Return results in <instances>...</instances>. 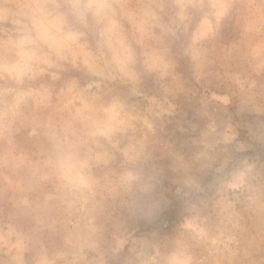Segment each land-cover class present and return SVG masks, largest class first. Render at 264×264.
<instances>
[{
	"label": "rangeland",
	"instance_id": "rangeland-1",
	"mask_svg": "<svg viewBox=\"0 0 264 264\" xmlns=\"http://www.w3.org/2000/svg\"><path fill=\"white\" fill-rule=\"evenodd\" d=\"M118 2L135 83L101 55L93 29L87 62L59 60L24 85L48 95L22 106L7 163L0 144V264H150L177 237L193 264H264V154H242L264 143V0ZM12 28L0 16V38ZM156 45L173 65L163 78L143 64ZM116 97L126 118L91 130L87 188L69 196L42 168L45 126ZM150 176L163 199L132 219L136 178ZM178 201L183 220L161 233L157 213Z\"/></svg>",
	"mask_w": 264,
	"mask_h": 264
},
{
	"label": "clouds",
	"instance_id": "clouds-1",
	"mask_svg": "<svg viewBox=\"0 0 264 264\" xmlns=\"http://www.w3.org/2000/svg\"><path fill=\"white\" fill-rule=\"evenodd\" d=\"M118 0H11L5 3L0 16L10 20L13 28L0 38V144L5 146L7 163L14 143L15 125L22 116V106L28 101L39 103L48 95L43 88H25L55 66L59 60L92 57L84 40L87 32L96 30L101 55L125 82L135 83L136 57L128 46L118 16L123 9ZM213 8L222 5H211ZM203 26L212 30L205 18ZM143 64L150 73L163 78L173 65L159 46H148ZM124 101L111 98L101 104H86L76 112L51 120L45 126V175L59 182L72 197H79L87 188V160L84 156L86 137L101 123L117 125L124 121ZM136 195L127 204L132 219L149 218L163 199L158 192L156 177L136 178ZM181 191L176 188V193ZM187 227V222L180 226ZM150 264H193V257L182 240L174 238L157 249Z\"/></svg>",
	"mask_w": 264,
	"mask_h": 264
},
{
	"label": "trees",
	"instance_id": "trees-1",
	"mask_svg": "<svg viewBox=\"0 0 264 264\" xmlns=\"http://www.w3.org/2000/svg\"><path fill=\"white\" fill-rule=\"evenodd\" d=\"M256 149L250 150L247 152H243L242 154H249V153H261L264 154V143L262 142H255L254 143ZM157 221H160V232H166L172 230L173 227L176 226V223L181 222L183 220V213L180 210L179 201L176 202L175 206L167 207L163 209L161 212L157 213L156 216ZM148 229V228H147Z\"/></svg>",
	"mask_w": 264,
	"mask_h": 264
}]
</instances>
